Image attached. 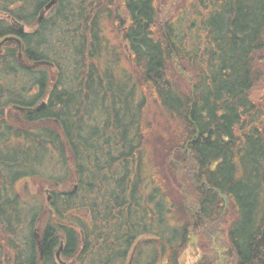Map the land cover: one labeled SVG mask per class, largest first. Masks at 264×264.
Listing matches in <instances>:
<instances>
[{
    "label": "trees",
    "instance_id": "16d2710c",
    "mask_svg": "<svg viewBox=\"0 0 264 264\" xmlns=\"http://www.w3.org/2000/svg\"><path fill=\"white\" fill-rule=\"evenodd\" d=\"M50 1L0 0V40L7 16L29 29L0 56V264H60L62 243L66 264H181L189 247L264 264V0H61L38 24ZM151 105L174 134L150 173ZM36 177L50 204L16 190Z\"/></svg>",
    "mask_w": 264,
    "mask_h": 264
},
{
    "label": "rangeland",
    "instance_id": "374dc122",
    "mask_svg": "<svg viewBox=\"0 0 264 264\" xmlns=\"http://www.w3.org/2000/svg\"><path fill=\"white\" fill-rule=\"evenodd\" d=\"M26 26V31L29 30L27 25ZM110 27V26H109ZM111 28V27H110ZM108 31H110V29L108 28ZM107 31V33H108ZM109 34V33H108ZM109 37H111V35H109ZM113 42H116L115 39H113ZM112 42V43H113ZM21 59L25 60V57L22 56ZM129 63L128 62H124L123 66L129 70L130 66H128ZM131 69V68H130ZM12 85V84H11ZM21 87V84H14V88L10 91H13L14 89H19ZM5 88L4 85L1 86V89ZM263 91L264 89H256V91H254V97L255 98H260L261 95H263ZM14 111V113H12ZM18 110H16L13 106H9L6 110V115H8L6 118V120L10 123H15L17 121L16 120V115H17ZM14 115L15 119L11 116L12 114ZM9 115L11 117H9ZM159 117H161V115L159 114L157 108L155 105H151L148 107L147 110V121L149 124V132H150V136L148 137V144L147 146H145L146 148L144 150H146V160L147 161V169L148 171L151 173L153 166L157 165V163L161 162L162 160V148H163V144L166 145V143L168 142L169 139H171L172 135L174 134L173 132L168 136H165V132L169 129V127H171V123L169 124L167 121H165V119L161 120ZM159 137H162L161 139H163V144L161 143V141L158 140ZM162 149V150H161ZM160 159V160H159ZM49 184H44V180L42 178H30V179H23L21 182H19L16 185V189L18 190L19 193H21V195H23V197L27 198V199H37V200H42L44 201V203L46 204H50V201H48V195H52V187H49ZM69 189H72V187H70ZM26 231H23V234ZM10 235L7 234L4 236L5 239H7ZM216 251H218L217 253L221 256L223 255V251L220 249H218V247H216ZM134 252L135 249H132L130 251L129 256H127V264H129L132 260V257H134ZM199 251L196 252L195 249L189 247L186 251H184L181 255V258H184L185 255V264H193L194 261L196 260V258L199 256ZM225 262L223 258H221L220 264H229V263H222Z\"/></svg>",
    "mask_w": 264,
    "mask_h": 264
},
{
    "label": "flooded vegetation",
    "instance_id": "af4514ba",
    "mask_svg": "<svg viewBox=\"0 0 264 264\" xmlns=\"http://www.w3.org/2000/svg\"><path fill=\"white\" fill-rule=\"evenodd\" d=\"M61 1V0H60ZM59 1V2H60ZM58 2V3H59ZM57 5V4H56ZM53 6L51 9H55V8H57V6ZM43 11H44V8L40 11V13H39V16H41V14L43 13ZM46 14H47V12H46ZM46 14H45V17H46ZM37 17L38 18V20L40 19V17ZM13 18L14 17H10V16H7V19H8V21H10V24H11V26H13L14 27V29H15V31H16V33L15 34H13V35H11V36H7V37H5V38H2L1 40H0V56L3 54V52L5 51V49H6V47H8V46H17V41H21L22 42V37H21V35H23V34H25V33H27V31H26V26H25V30H24V32H22L21 30H19V29H17V27H15L14 26V24H13V22H14V20H13ZM41 23V21L39 22L38 21V24H40ZM43 23V22H42ZM7 39H10V40H7ZM5 40H7V41H5ZM20 48V47H19ZM23 49V48H22ZM21 50V49H20ZM21 56H23L22 55V53L21 52H19V57H20V59H21ZM20 64L23 66V67H30L31 66V63H30V61L28 60V59H26L25 58V60L23 59H21V62H20ZM22 81H25L24 80V78L23 79H20V82L22 83ZM16 84H17V82H16ZM39 87L38 86H36L35 88H34V93H36V94H38L39 92ZM32 92V93H33ZM46 100L44 99V97H42V99L40 98V99H37L36 100V102H35V104L34 105H31V107H23V106H18V105H16V106H13L16 110H18V111H22V112H25V113H36V112H39V111H41V110H43V109H45L46 108V106L47 105H45V107L44 108H42L41 110H39V111H36V109L39 107V106H42L43 104H44V102H45ZM46 103V102H45ZM15 121H19V122H21V124H22V122H25V120L23 121L22 119H18V118H16V120ZM2 145L3 144H0V146L2 147ZM19 183V182H18ZM17 183V184H18ZM75 185V184H74ZM17 190V189H16ZM64 190V189H63ZM18 191V190H17ZM63 192V191H62ZM21 194V193H20ZM34 230H36V229H34ZM36 238H37V240H38V242H39V244L41 243L40 242V234H39V232L36 230ZM132 259H133V257H132ZM129 264H132V262H130Z\"/></svg>",
    "mask_w": 264,
    "mask_h": 264
},
{
    "label": "water",
    "instance_id": "95a60500",
    "mask_svg": "<svg viewBox=\"0 0 264 264\" xmlns=\"http://www.w3.org/2000/svg\"><path fill=\"white\" fill-rule=\"evenodd\" d=\"M59 1L60 0H51L46 6H44L45 8H44V11L41 14V16H39L40 17L39 21H42L44 19V16H45L46 12L49 11L53 6H55L56 4H58ZM13 20H14V22H13L14 26L17 27V29H19L22 32H24V30H25L24 29L25 28V24L22 23V22H20V21H18V20H16V19H13ZM7 40H10V39H7ZM7 40H5V41H7ZM19 42L20 41H17V43H19ZM45 105H46V103L44 102V104L42 106H39L36 109V111L41 110L42 108L45 107ZM73 186L74 187L72 189H65V190H63V193L64 194H67V195L68 194H74L78 190L79 185L77 183H75V185H73ZM51 196L52 195H48L47 196L48 197V201H51L52 200V197ZM222 197L226 201V206L229 207L230 202H229V199H227L228 197L225 194H222ZM61 249H63V243L61 244L60 248L57 249V252H56L57 259H58L57 261H59L60 264H66L67 262L64 261V260H62V257H61V251L62 250ZM184 258H185V255H184ZM184 258H182V264H185Z\"/></svg>",
    "mask_w": 264,
    "mask_h": 264
}]
</instances>
